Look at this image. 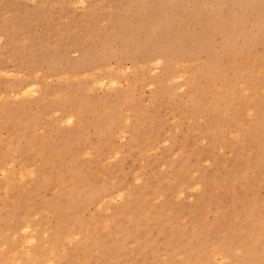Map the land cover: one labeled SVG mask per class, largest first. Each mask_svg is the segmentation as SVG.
<instances>
[{
	"label": "rangeland",
	"instance_id": "rangeland-1",
	"mask_svg": "<svg viewBox=\"0 0 264 264\" xmlns=\"http://www.w3.org/2000/svg\"><path fill=\"white\" fill-rule=\"evenodd\" d=\"M0 264H264V0H0Z\"/></svg>",
	"mask_w": 264,
	"mask_h": 264
},
{
	"label": "bare ground",
	"instance_id": "bare-ground-1",
	"mask_svg": "<svg viewBox=\"0 0 264 264\" xmlns=\"http://www.w3.org/2000/svg\"><path fill=\"white\" fill-rule=\"evenodd\" d=\"M115 81V80H114ZM28 92H30V91H28ZM27 250V249H26Z\"/></svg>",
	"mask_w": 264,
	"mask_h": 264
}]
</instances>
